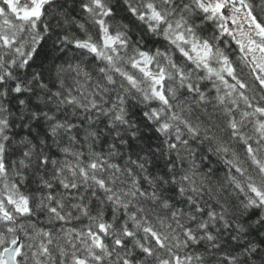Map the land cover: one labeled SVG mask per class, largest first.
Here are the masks:
<instances>
[{
	"label": "snow or ice",
	"instance_id": "snow-or-ice-1",
	"mask_svg": "<svg viewBox=\"0 0 264 264\" xmlns=\"http://www.w3.org/2000/svg\"><path fill=\"white\" fill-rule=\"evenodd\" d=\"M0 264H264V0H0Z\"/></svg>",
	"mask_w": 264,
	"mask_h": 264
}]
</instances>
